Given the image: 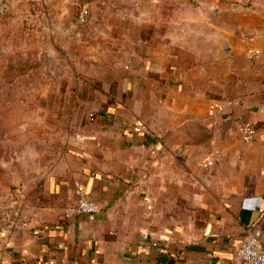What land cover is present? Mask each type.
Wrapping results in <instances>:
<instances>
[{"label":"crops","instance_id":"obj_1","mask_svg":"<svg viewBox=\"0 0 264 264\" xmlns=\"http://www.w3.org/2000/svg\"><path fill=\"white\" fill-rule=\"evenodd\" d=\"M228 41L209 58L207 84L134 59L132 78L98 94L73 131L44 133L38 168L0 227V264H248L238 249L252 229L264 245V26ZM140 74L193 96L176 121L161 112L160 134L134 126ZM76 182L99 212L68 210Z\"/></svg>","mask_w":264,"mask_h":264},{"label":"rangeland","instance_id":"obj_2","mask_svg":"<svg viewBox=\"0 0 264 264\" xmlns=\"http://www.w3.org/2000/svg\"><path fill=\"white\" fill-rule=\"evenodd\" d=\"M24 3L0 16V227L27 188L23 178L38 168L33 158L44 133L73 131L98 94H113L121 77L132 78L134 59L205 85L214 49L225 50L233 34L264 26V0ZM198 52L206 67L200 77L193 72ZM225 63L218 59L221 74ZM140 75L134 126L160 134L161 112L176 121L177 107L192 105L193 96ZM125 104L132 111V101Z\"/></svg>","mask_w":264,"mask_h":264},{"label":"built area","instance_id":"obj_3","mask_svg":"<svg viewBox=\"0 0 264 264\" xmlns=\"http://www.w3.org/2000/svg\"><path fill=\"white\" fill-rule=\"evenodd\" d=\"M10 7L9 0H0V16L4 15ZM88 10L85 9L83 14H87ZM246 139H249L253 133L254 128L251 123H247L243 127ZM75 193L77 200L74 204L68 207L72 213L82 214H95L100 211V206L88 198L87 192L80 185L79 182L75 183ZM261 231L257 228L247 235L241 243L238 254L239 257L248 264H264V245L261 242Z\"/></svg>","mask_w":264,"mask_h":264}]
</instances>
